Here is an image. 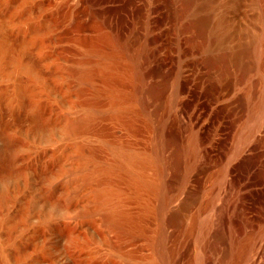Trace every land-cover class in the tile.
Masks as SVG:
<instances>
[{
	"label": "rangeland",
	"instance_id": "374dc122",
	"mask_svg": "<svg viewBox=\"0 0 264 264\" xmlns=\"http://www.w3.org/2000/svg\"><path fill=\"white\" fill-rule=\"evenodd\" d=\"M155 1L0 0V264H159L156 194L123 205L132 219L122 233L87 212L92 204L84 187L76 192L73 175L80 160L88 161L85 170L114 164L112 149L150 153L160 125L166 156L185 149L192 134L199 145L184 152L173 178L178 189L166 211L189 208L168 229L169 264H222L223 257L225 264H264V0ZM132 11L139 31L153 25L143 80L114 43V17L126 26ZM240 49L237 63L226 61V80L216 82L218 56ZM142 86L157 92L154 120V107L137 102ZM75 115L87 122L73 135ZM116 189L127 187L117 182ZM236 198L256 213L242 226L230 220Z\"/></svg>",
	"mask_w": 264,
	"mask_h": 264
},
{
	"label": "bare ground",
	"instance_id": "6f19581e",
	"mask_svg": "<svg viewBox=\"0 0 264 264\" xmlns=\"http://www.w3.org/2000/svg\"><path fill=\"white\" fill-rule=\"evenodd\" d=\"M154 1V0H153ZM157 1V0H156ZM155 1V2H156ZM163 1V0H162ZM164 2V1H163ZM147 3V2H146ZM210 5V4H209ZM133 6V5H132ZM146 6V5H145ZM160 6V5H159ZM161 7V6H160ZM186 7V5H185ZM134 10V7H132ZM136 8V7H135ZM163 8V7H162ZM128 9V8H127ZM159 9L158 7L156 8V10ZM161 9V8H160ZM164 9V8H163ZM184 9V8H183ZM144 10V8H143ZM154 12H155V8H153ZM178 10V8H177ZM106 11V10H105ZM104 11V12H105ZM127 11V10H126ZM136 11V9L134 10ZM158 11V10H157ZM160 11V10H159ZM180 11V10H179ZM124 12V11H123ZM126 13V12H125ZM131 13V12H129ZM137 13V12H135ZM134 13V15H135ZM152 13V12H151ZM162 13V12H161ZM179 12H177L178 15ZM108 14V13H107ZM115 14V13H114ZM113 14V15H114ZM121 14V13H120ZM128 14V13H127ZM160 14V12H159ZM182 15H184L181 12ZM180 14V15H181ZM112 15V14H111ZM125 15V14H124ZM134 15H133V11L131 14H129V24H127L125 26V21L119 23V21L114 17L115 20L114 24L117 27V30L120 34H115V38H114V43L117 47V49L119 50V52L122 53V55H124V57L126 56V58L128 59L129 63L131 64L132 67H134L135 69V75L136 77H138L140 80H143L147 74V70H145V64L148 60V58L154 53V46L152 45L151 41L148 38V32L150 31L149 26H153L152 24L145 22L143 25L141 24V20L142 18L138 19L140 21L139 25L143 26V31H139V28L137 26V23L134 20ZM145 15V14H144ZM161 15V14H160ZM179 15V16H180ZM220 15V14H219ZM108 16V15H107ZM122 16V14H121ZM137 16V15H136ZM142 16V15H141ZM150 16V15H149ZM157 16V15H156ZM178 16V17H179ZM183 17V16H181ZM119 18V17H118ZM139 18V17H137ZM165 18V17H164ZM108 19V18H107ZM105 19V20H107ZM122 19V18H121ZM159 19H161V17L159 16ZM125 20V19H124ZM127 20V17H126ZM164 20V19H163ZM197 20V19H196ZM108 21V20H107ZM110 21V19H109ZM143 21V19H142ZM190 21V20H189ZM227 21V20H226ZM106 22V21H105ZM164 22V21H163ZM198 22V21H197ZM206 22V21H205ZM210 23V21H207ZM122 23H124V25H122ZM156 23H158L156 21ZM160 23V20H159ZM204 22L199 21L197 24H202ZM101 24V23H100ZM121 24V25H120ZM150 24V25H149ZM164 24V23H162ZM187 23L185 22V25ZM231 24V23H230ZM155 25V24H154ZM184 25V26H185ZM221 25V24H219ZM235 25V24H234ZM108 26V25H106ZM115 26L113 31L115 30ZM124 26V27H123ZM204 26V25H203ZM231 26V25H230ZM109 28V27H108ZM142 29V28H141ZM140 29V30H141ZM122 30V31H120ZM219 30V29H218ZM152 31H154V29H152ZM151 31V32H152ZM166 31V30H165ZM183 31V30H182ZM187 31V30H186ZM206 31V29H205ZM162 32H164V30H162ZM184 32V31H183ZM122 33V34H121ZM166 33V32H165ZM188 33V32H187ZM201 33V32H200ZM204 33V32H203ZM151 34V33H149ZM153 34V33H152ZM185 34V33H184ZM183 34V37L185 36ZM190 34V32H189ZM192 34V32H191ZM161 35V34H160ZM155 36V35H154ZM198 36V35H197ZM217 36V35H216ZM219 36V35H218ZM188 38L187 37H184ZM191 39H193L192 37H190ZM197 38V37H195ZM156 39V37L154 38ZM158 39V38H157ZM164 39V38H163ZM168 39V38H167ZM177 39V38H175ZM179 39V38H178ZM160 39H158L157 41H159ZM182 40V39H181ZM181 40H176V42H181ZM186 40V39H185ZM189 40V39H188ZM165 41V40H164ZM168 41V40H166ZM203 41V40H202ZM169 42V41H168ZM166 42V43H168ZM179 42V43H180ZM196 42V41H194ZM159 43V42H158ZM183 43V42H182ZM189 43V42H188ZM169 44V43H168ZM187 44V43H186ZM191 44V43H190ZM194 44V43H193ZM196 44V43H195ZM199 44V43H198ZM221 44V43H220ZM164 45V44H163ZM184 45V44H182ZM192 45V44H191ZM223 45V43H222ZM164 46H168V45H164ZM178 46V47H177ZM176 47L179 48V45H177ZM159 47V46H158ZM161 47V45H160ZM188 48L193 47V46H186ZM206 47V46H205ZM187 48V49H188ZM230 48V46H229ZM163 49V48H161ZM165 49V47H164ZM181 49V48H180ZM179 49V50H180ZM184 49V48H182ZM191 49V48H190ZM193 49H196L193 47ZM178 51V50H177ZM191 51V50H190ZM243 53V49L238 50L237 52H235L234 54L229 55L227 54H222L220 56H218V62L223 63V67L221 69V71L218 73V75H216L214 77V80L216 82H223L226 80V76L229 75L228 72V66H227V60L228 61H233L235 63H237L240 59V57L242 56ZM232 56V57H231ZM244 56V55H243ZM107 57V56H106ZM122 57V56H121ZM108 58V57H107ZM124 58V59H126ZM152 59V58H151ZM189 59V58H188ZM205 60V59H204ZM204 60L202 62H204ZM149 61V60H148ZM206 61V60H205ZM150 62V61H149ZM187 62V61H186ZM189 62V61H188ZM209 64H213L214 60L210 57V59H208ZM106 63V62H105ZM185 63V62H184ZM148 64V63H147ZM183 64V63H182ZM181 64V65H182ZM194 64V63H193ZM208 64V65H209ZM243 64V63H242ZM241 64V65H242ZM180 65V66H181ZM229 65V64H228ZM240 65V64H239ZM211 66V65H210ZM216 66V65H215ZM238 66V65H235ZM234 66V67H235ZM112 67V65H111ZM182 67V66H181ZM185 67V66H184ZM239 67V66H238ZM113 68V67H112ZM148 68V67H147ZM236 68V67H235ZM180 68H177L176 70H178ZM195 69V68H193ZM181 71V69H180ZM243 71V66L241 67V72ZM178 75L180 77L179 74V70H178ZM176 73V74H177ZM182 75V74H181ZM201 75V74H200ZM199 76V75H198ZM178 77V76H177ZM203 77V76H202ZM208 77V76H207ZM116 78V77H115ZM200 78V76H199ZM211 78V77H210ZM118 79V78H117ZM138 79V80H139ZM179 79V78H178ZM201 79V78H200ZM114 80V79H113ZM174 80V79H173ZM176 81V80H175ZM178 81V80H177ZM209 82V81H208ZM181 83V82H180ZM226 83V82H225ZM199 84V83H198ZM205 84V83H204ZM145 85V84H144ZM148 85V84H147ZM146 85V86H147ZM181 85V84H180ZM206 85V84H205ZM211 85V82L210 84ZM213 85V83H212ZM212 85L210 87H212ZM226 85V84H225ZM224 85V86H225ZM199 86V85H198ZM214 86V85H213ZM217 86V85H216ZM215 86V87H216ZM137 87V86H136ZM179 86H177L176 83V87H175V93L172 96V98L169 101V105H168V112L172 111L174 108V105L177 101V88ZM222 87V86H221ZM214 88V87H213ZM224 88V87H223ZM201 89V88H200ZM202 90V89H201ZM136 94H137V102L140 103V105L142 106L143 104H149L152 105L154 108L153 110L150 111V115L149 117L152 118L154 120V118L158 115V111L160 108V105L157 102V92L153 87H139L136 90ZM169 91V90H168ZM204 89H203V93H204ZM207 92V91H206ZM214 92V91H213ZM202 93V94H203ZM135 94V95H136ZM207 94V93H206ZM204 94V95H206ZM135 98V97H134ZM208 98V96H207ZM167 99V98H166ZM135 101V100H134ZM113 104V103H112ZM233 104V102H232ZM230 105V104H229ZM228 105V106H229ZM148 107V106H147ZM197 107V106H196ZM239 108V107H238ZM226 109V108H225ZM231 109V108H230ZM235 109V108H233ZM232 110V109H231ZM112 114L117 117L120 116L121 112L123 113V109L120 108V106H118V104H113L111 106V110ZM164 111H167L164 110ZM235 111V110H234ZM233 111V112H234ZM191 113V112H190ZM167 115V112L164 113ZM164 114H161L162 117ZM172 114V113H171ZM233 114V113H232ZM189 115V113H188ZM227 115V114H226ZM231 115V114H230ZM194 116V115H193ZM197 116V115H196ZM174 117V116H173ZM187 117V116H186ZM225 117V115H224ZM192 118V117H191ZM194 118V117H193ZM192 118V119H193ZM199 118V117H198ZM173 119V118H172ZM195 119V118H194ZM188 120V119H187ZM189 121V120H188ZM191 121V120H190ZM193 121V120H192ZM87 122V117H79L78 115H75L71 118L70 120V124H71V133L74 135L76 130L84 125ZM218 122V121H217ZM179 123V122H178ZM196 123L198 124V122L196 121ZM159 124V123H158ZM172 124V123H170ZM169 123L167 125H170ZM217 124V123H216ZM159 126V125H158ZM175 126V125H174ZM199 126V125H198ZM213 126V125H212ZM223 126V125H220ZM176 127V126H175ZM211 127V126H210ZM157 128V127H156ZM162 125H160V127H158V133L156 135V139L154 141L152 150L149 152H147L148 154H144L142 152H138L136 150V148L132 147L129 150H117L118 154H115L114 149H112V155L114 154L115 156V160H114V164H110L107 167H104V169L101 168H96L95 166H93V168L91 169H86L88 166V161H78V163H76L75 169H74V179L77 181L75 182V187H76V192L78 193L79 191L82 190V188L84 187L86 189V198H87V202L88 204H92V208H88L87 212L92 211L95 213H98L103 219L105 224L108 225V227H110L111 229H115V230H119L122 233H128L129 232V224L130 221L132 219V216L130 213L126 212L125 209H127L126 207L128 206V203H130L129 201H135L136 203H139L141 200L144 199V195H148L149 193L154 192L157 196L158 202L159 204L156 207L158 209V228L156 230L155 233V237H154V247H155V253H157V257H158V261L159 264H169V252H168V247H167V241H168V237H169V231L168 229L170 228V226L172 224H175V222H177L178 219H180L183 216V213L185 211L188 210L189 208V204L186 203H180V205L178 206L177 209L175 210H169L167 204L170 203L171 197H172V192H170L172 189L176 188L175 190L177 191L178 187L177 185L173 182V178L177 176V174H179V164L184 156V152H188L189 150L191 151V147L194 146L195 143V148H197L198 146H196V142H195V135H191L189 138L188 143L186 144V148L185 149H175L173 151H171L167 156L165 155L168 146H169V142L162 139ZM170 128V127H169ZM168 128V129H169ZM164 129V128H163ZM167 130V128H165ZM179 129V128H178ZM189 129V128H188ZM200 129V128H199ZM202 129V127H201ZM200 129V131H201ZM213 129V128H212ZM198 130V129H197ZM196 130V131H197ZM178 131V130H177ZM179 132V131H178ZM198 132V131H197ZM155 133V130H154ZM201 135V134H200ZM208 135V134H207ZM206 137H210L207 136ZM203 136V135H202ZM201 136V138H202ZM212 137V136H211ZM168 138V137H167ZM220 138V137H219ZM188 139V138H187ZM186 139V140H187ZM203 139V138H202ZM209 139V138H207ZM211 139V138H210ZM218 140V139H217ZM201 141V139L199 140ZM207 141V140H206ZM210 141V140H209ZM208 141V142H209ZM203 144V140L201 141ZM207 143V142H206ZM213 143V142H212ZM211 143V144H212ZM215 143V142H214ZM172 144V143H171ZM216 144V143H215ZM180 145V144H179ZM206 145V144H204ZM213 146V144L211 145ZM201 147V145H200ZM177 148V147H176ZM200 149V148H199ZM205 150V148H203ZM202 149V151H203ZM214 149V148H213ZM74 151V150H73ZM90 151V150H89ZM88 151V152H89ZM206 151V150H205ZM64 153L65 151L62 150L61 151V156L64 157ZM189 153V152H188ZM190 154V153H189ZM80 157V155H79ZM186 158V157H185ZM81 159V157H80ZM117 161V165L115 164V162ZM120 165V166H119ZM117 166V167H116ZM92 167V166H91ZM119 167V168H118ZM148 169L152 170V173H148ZM184 169V168H183ZM103 172H105L106 174V181H102L101 177H103ZM187 175V172L185 173ZM184 174V175H185ZM178 178V177H176ZM185 180L187 178H184ZM101 180V181H100ZM177 180V179H176ZM181 181V180H180ZM117 182H121L123 185H125L127 187L126 191H122L120 194V191H117L116 186H117ZM185 182V181H184ZM187 182V181H186ZM183 183V182H182ZM65 185V184H64ZM88 186V187H85ZM243 187V186H242ZM241 187V188H242ZM236 188V187H235ZM237 189V188H236ZM234 189V190H236ZM243 190V189H241ZM174 191V190H173ZM183 192V191H182ZM176 196V194H175ZM239 198V197H238ZM244 200V199H243ZM240 201V200H239ZM236 199H234L231 203V210H229V212L231 213V217L230 220L233 221L234 218L238 219L240 221V225L244 222L245 224L249 223L253 218L251 214H253L252 212H248L247 207H245L241 202H239ZM243 202V201H242ZM258 204V203H257ZM123 205L125 206V209L122 208ZM256 205V204H255ZM263 205V204H262ZM121 208V211L118 210V208ZM168 207V210L166 211V208ZM176 207V206H175ZM256 207V206H254ZM174 209V208H173ZM250 209V208H249ZM257 209V208H256ZM255 209V212L257 211ZM262 209L264 210L263 206ZM259 211V210H258ZM156 212V211H155ZM254 212V211H253ZM157 214V213H156ZM258 214V212H257ZM260 214V213H259ZM230 215V214H229ZM228 215V217H229ZM253 215H256V213H254ZM261 215V214H260ZM258 217H260L259 215H257ZM264 216V215H263ZM143 215H140L139 219L142 218ZM256 217V218H258ZM261 219V218H260ZM229 220V219H228ZM264 220V219H262ZM257 221V219L255 220ZM247 222V223H246ZM254 222V221H252ZM231 223V222H230ZM234 223V222H233ZM232 223V224H233ZM237 223V221H236ZM239 223V222H238ZM243 223V224H244ZM229 224V223H228ZM235 224V223H234ZM242 224V225H243ZM253 224V223H252ZM239 225V224H238ZM237 225V226H238ZM239 225V226H240ZM241 225V226H242ZM236 226V224H235ZM234 226V227H235ZM232 228V226H231ZM230 228V229H231ZM237 228V227H236ZM242 228V227H240ZM239 228V231H240ZM238 229V228H237ZM236 230V229H235ZM147 231V230H146ZM238 231V230H237ZM239 231L237 232V234H239ZM149 232V231H147ZM146 232V233H147ZM109 234V233H108ZM236 233H234L233 231H230V242L232 245H236L237 244V237L235 235ZM225 257H223V259L221 260L222 264H225Z\"/></svg>",
	"mask_w": 264,
	"mask_h": 264
}]
</instances>
